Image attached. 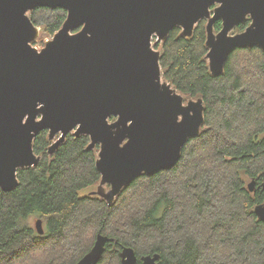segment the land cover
I'll return each instance as SVG.
<instances>
[{
    "label": "trees",
    "instance_id": "16d2710c",
    "mask_svg": "<svg viewBox=\"0 0 264 264\" xmlns=\"http://www.w3.org/2000/svg\"><path fill=\"white\" fill-rule=\"evenodd\" d=\"M30 18L54 35L67 12L42 7ZM206 39L201 21L192 37L175 28L162 44L164 80L205 104L201 133L174 168L141 175L108 205L87 194L101 181L99 148L88 149L90 138L70 135L49 157L41 133L34 144L40 164L18 170L16 190H0V264H77L99 234L113 239L99 264H122L126 247L139 264L155 254L159 264H264V223L254 214L264 202V51L235 50L216 77Z\"/></svg>",
    "mask_w": 264,
    "mask_h": 264
},
{
    "label": "water",
    "instance_id": "95a60500",
    "mask_svg": "<svg viewBox=\"0 0 264 264\" xmlns=\"http://www.w3.org/2000/svg\"><path fill=\"white\" fill-rule=\"evenodd\" d=\"M42 7L61 8L67 19L39 53L32 44L40 29L30 13ZM249 18L243 32L230 34ZM205 19L213 76L224 74L237 49L264 51V0H0V190H16L18 170L38 166L33 140L45 129L51 140L62 134L50 154L77 128V137L90 136L89 149H101V182L92 194L108 205L141 175L174 168L186 144L201 133L205 104L199 98L186 106L163 81L161 52L152 39L165 42L178 27L190 38ZM255 186L251 181L249 191ZM260 188L264 192V183ZM254 214L264 223V202ZM36 228L44 234L41 219ZM111 241L99 234L77 264H99ZM121 258L122 264H139L130 247ZM160 259L146 255L141 264Z\"/></svg>",
    "mask_w": 264,
    "mask_h": 264
},
{
    "label": "flooded vegetation",
    "instance_id": "af4514ba",
    "mask_svg": "<svg viewBox=\"0 0 264 264\" xmlns=\"http://www.w3.org/2000/svg\"><path fill=\"white\" fill-rule=\"evenodd\" d=\"M219 5L217 4V5H215L211 10H212V12H213V10H214V8H216V7H218ZM36 10V9H35ZM202 21H206V33H207V24H208V20L207 19H205V20H202ZM218 23H221V25H223V21L222 20H219L218 22H216L215 24H214V31H215V33L217 34V33H219L220 31H217L216 30V25L218 24ZM248 24L247 25V27L250 25V23H251V20H250V18L247 20V22H245V23H243V24ZM199 24V23H198ZM197 24V25H198ZM243 24H241L240 26H242ZM196 25V26H197ZM240 26H238V27H236L237 29L240 27ZM246 27V28H247ZM39 29H40V33H41V28L40 27H38ZM179 28V27H178ZM196 28V27H195ZM235 28V29H236ZM245 28V29H246ZM81 29V28H80ZM80 29H77V30H75V31H73V32H71V34L72 35H74V34H76V33H78V31L80 30ZM181 29V28H180ZM222 29V28H221ZM234 29V30H235ZM244 29V30H245ZM61 30V29H60ZM59 30V31H60ZM243 30V31H244ZM58 31V32H59ZM195 31V30H194ZM243 31H238V33H241V32H243ZM57 32V33H58ZM56 33V34H57ZM238 33H236V34H238ZM56 34H54V35H50V36H52L53 38H54V36L56 35ZM171 34V33H170ZM170 34H169V36H170ZM231 34V33H230ZM236 34H234V35H236ZM48 35V34H47ZM181 35H182V29H181ZM183 36V35H182ZM39 37H40V34H39V36H38V38L36 39V41L32 44L33 45V47H35V48H37L36 46H35V44L38 42V39H39ZM155 36H153V38H154ZM157 37V36H156ZM52 38V39H53ZM158 38V37H157ZM169 38V37H168ZM187 38V37H186ZM51 39V40H52ZM51 40H48V41H51ZM47 41V42H48ZM47 42H44L45 43V46L43 47V48H41V49H38L37 48V50L39 51V53H41V51L46 47V44H47ZM166 42V41H165ZM206 42H207V39H206ZM163 44L164 42H158V43H156L154 46H153V39H152V46H153V48H155L156 50H158V51H160L161 52V49L159 50V47H157L156 45L157 44ZM159 44V45H160ZM207 47V46H206ZM209 50V49H208ZM161 56H162V53H161ZM162 68V67H161ZM162 72H163V70H162ZM163 81H165L164 80V78H163ZM172 85V84H171ZM173 86V85H172ZM176 89V88H175ZM177 90V89H176ZM178 91V90H177ZM178 93H179V91H178ZM181 94V93H180ZM182 95V94H181ZM183 96V95H182ZM184 98H185V96H183ZM194 100V99H193ZM196 100H198V99H196ZM187 104L188 103H186L185 102V105L187 106ZM41 107V106H40ZM42 120V115H40L38 118H37V121H41ZM115 119H111L110 120V123L111 122H113ZM78 129V128H77ZM77 129H75L74 131H72V132H70L67 136H66V139L62 142V144L58 147V149L53 153V154H50L49 153V149L54 145V144H56L61 138H62V134L61 133H58V134H56V136H55V138L53 139V140H51L50 139V134H51V130L50 129H45V130H42L38 135H36V137L34 138V140H33V149H34V153H35V155L37 156V157H39L40 158V162L42 161V158H43V156L42 155H39V154H37L36 152H35V148H34V144H35V140H36V138L41 134V133H43V132H46L47 133V138H48V141H49V145H48V147H47V154H48V156L49 157H52V156H54L55 154H56V152L61 148V146L67 141V138L70 136V135H73L75 138H80V137H82V136H87V135H82V136H80V137H77L76 135H75V132L77 131ZM58 135V136H57ZM89 138H90V136H88ZM90 143H91V139H90ZM90 145V144H89ZM96 148H99L98 146L96 147ZM95 148V149H96ZM88 149H89V146H88ZM89 150H94V149H89ZM101 152V149L99 148V153ZM99 153H98V158H99ZM40 162H39V164H40ZM97 162V161H96ZM38 164V165H39ZM37 167V166H36ZM100 176H101V174H100ZM101 182V181H100ZM99 185H100V183H99ZM99 185L98 186H96L97 187V190H98V187H99ZM105 186H109V188L108 189H106L107 191H109L110 189H111V186L110 185H105ZM97 190H95V191H97ZM95 191H92V189L91 190H89L88 192H87V194H89V195H92V196H99V195H93L92 193L93 192H95ZM100 197V196H99ZM102 198V197H101ZM120 257H121V253H120ZM121 261H122V258H121Z\"/></svg>",
    "mask_w": 264,
    "mask_h": 264
},
{
    "label": "rangeland",
    "instance_id": "374dc122",
    "mask_svg": "<svg viewBox=\"0 0 264 264\" xmlns=\"http://www.w3.org/2000/svg\"><path fill=\"white\" fill-rule=\"evenodd\" d=\"M236 33H238L237 28L231 32V35H234V34H236ZM52 38H53L52 36L47 35V34L45 33V31L43 30V28H41L40 37H39V39H38V42L35 44V46H36L38 49H41V48H43V47L45 46V43H44V42H47L48 40H51ZM156 43H158V38L155 36V37L153 38V46H154ZM159 44H160V43H159ZM160 49H162V44H160V48H159V50H160ZM190 100H193V99L185 98V102H186V103H187L188 101H190ZM194 100H196V99H194ZM250 183H251V182L248 183V187H249V184H250ZM105 188L108 189L109 186H105ZM95 190H97V187H95V188L92 189V191H95ZM130 195H131V194H129V196H130ZM35 221H36V219L34 220V224H35ZM101 261H102V260H101Z\"/></svg>",
    "mask_w": 264,
    "mask_h": 264
},
{
    "label": "bare ground",
    "instance_id": "6f19581e",
    "mask_svg": "<svg viewBox=\"0 0 264 264\" xmlns=\"http://www.w3.org/2000/svg\"><path fill=\"white\" fill-rule=\"evenodd\" d=\"M58 136V135H57Z\"/></svg>",
    "mask_w": 264,
    "mask_h": 264
}]
</instances>
